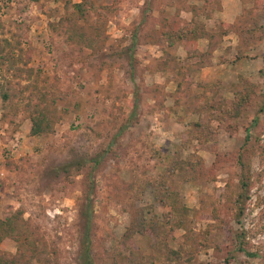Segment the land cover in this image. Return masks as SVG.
I'll return each mask as SVG.
<instances>
[{
	"label": "rangeland",
	"instance_id": "obj_1",
	"mask_svg": "<svg viewBox=\"0 0 264 264\" xmlns=\"http://www.w3.org/2000/svg\"><path fill=\"white\" fill-rule=\"evenodd\" d=\"M64 1L0 0V36L20 45L32 69L14 76L0 65V218L22 210L43 249L31 263L80 264L78 210L94 159V264H264V0H240L241 20L233 22L243 40L231 33V57L227 46L208 78L198 72L223 50V38L202 59V45L165 46L184 66L203 63L179 91L181 76L158 70L162 51L148 38L177 15L218 29L216 15L193 18L200 0H95L113 9L90 10L80 22L105 18V42L95 51L49 26L64 15ZM238 75L256 88L234 117ZM34 106L53 122L39 135L30 134ZM157 181L174 186L189 209L185 220L180 212L177 222L168 217ZM139 211L159 233H135L134 246L122 249L126 263L116 247ZM17 245L4 238L0 253L14 254Z\"/></svg>",
	"mask_w": 264,
	"mask_h": 264
},
{
	"label": "trees",
	"instance_id": "obj_2",
	"mask_svg": "<svg viewBox=\"0 0 264 264\" xmlns=\"http://www.w3.org/2000/svg\"><path fill=\"white\" fill-rule=\"evenodd\" d=\"M32 1L38 2L39 0ZM94 1L95 0H79L78 2H73L71 0L64 1V15L60 17V19L57 21L58 23H49V26H51L52 29L57 28V26L64 28L68 33L67 38L70 42L91 48L93 51L102 49L105 42L104 31L106 24L105 18L102 16V14L98 13L96 21L87 27L80 24L82 20L86 19L87 12L90 10L96 11L99 8L100 10L106 9L107 11H113L111 6H97L95 5ZM202 1L203 3L200 7L193 6V18H197L202 14L204 17L209 18L215 8H217L215 5L219 7L217 0ZM262 17L264 19V13ZM237 20H241V15L237 17ZM229 33H235L238 38H240V40H243L242 35L244 32L239 28V26H235V22H220L219 28L214 30L206 28L201 23L197 24L193 20L185 22L182 19H179L177 15L174 18L168 20L164 26L161 27L159 32L156 30L150 39L148 38V40H150L151 43L158 45L162 51V58L159 61V66H157L158 70L166 71L173 69L176 71V75L181 76V80L180 82H177L176 87V91H179L181 88V83L189 80V74L191 73L190 71L193 69H198L203 63L200 61L197 66L193 65L194 67L184 66L183 63L174 57V55H171L166 51V47H172L179 44L188 50L191 45L192 47L196 48L197 39L204 38L207 40L206 50L200 56L201 59L207 58L212 56L214 50L222 42L223 36ZM240 50V46L238 45L236 58H241L243 56ZM27 61L28 58L26 57V54L23 53V50L18 43L12 44L8 37L4 35L0 36V65H2L4 62H7V70H11L14 76H18L22 72H25L30 77L32 69L25 67ZM260 72L262 71L260 70ZM255 88L256 85L248 83V81H246L243 76L238 75V81L234 84V97L231 102V110L234 117H237L239 115L240 109L250 102L252 95L255 93ZM261 96L262 103L259 107L260 111L264 109V94ZM1 98L2 100H6L8 98V93H1ZM185 107L188 110V107ZM52 125L53 122L49 119V115H47V113L43 110H40L34 106L31 113L30 134H42L51 130ZM97 165V160L93 159L91 167L92 172L97 170ZM195 165L196 164L194 163H190L191 167L188 170L192 172ZM92 172L90 171L89 174L91 175ZM90 175L89 180L88 176L83 179L84 185L78 210V218L81 229L80 264H94L91 249V229L94 219L93 195L95 182L93 177ZM165 179L169 180L170 176L168 175ZM164 183L165 185L163 189V186H161L159 181H157V184L159 185L158 189H162L160 191L164 190V193L160 194V191H158L157 194H160L161 204H167L173 210L169 213L168 217H170L172 220H175V215L177 212H180L184 216L182 221L185 220V214L189 211V209L178 200V193L174 186L171 183L166 184L165 181ZM241 183L242 184L240 185V188L242 190H246L248 182L242 180ZM243 193L244 191L240 192L238 197H242ZM174 198H177V201H174ZM236 210H238L239 213L241 212L240 207H234V212H236ZM21 215L22 210L19 209L0 218V242L4 238H10L18 244L17 250L14 254L0 253V264H32L31 259L34 257V255L43 250L41 248L40 250L37 249L35 241L32 237L33 233L29 226L26 225ZM135 233L148 234L152 237H156L159 231L158 228L153 225V222L146 221L142 211L137 212L136 217L132 219L130 226L126 229V232L118 242L116 247L117 252L114 251L117 255H121L122 249L130 250L134 246V243L132 242V236ZM239 248L241 251L246 252L247 255L251 254L248 251H245L244 243H242V246ZM119 257L123 261L126 260V263H131L130 257H124L123 255Z\"/></svg>",
	"mask_w": 264,
	"mask_h": 264
},
{
	"label": "crops",
	"instance_id": "obj_3",
	"mask_svg": "<svg viewBox=\"0 0 264 264\" xmlns=\"http://www.w3.org/2000/svg\"><path fill=\"white\" fill-rule=\"evenodd\" d=\"M200 3H196L199 4L198 7H200L203 3L202 0L199 1ZM244 4H242V2L240 0H219V8L217 10H214L212 12V16H210L209 18L206 17V19H213L215 20V15L219 18V20L221 22H226V23H232L233 21H235V19L241 14L242 12V8H243ZM231 33L223 36L224 39V47L222 48V51H219V54L215 53L213 54V57L211 58L212 62L210 64H208L206 67H203L199 72L198 75L201 78H208L209 76L213 75L215 73V70L218 65V62L216 61V56L218 55L220 58L222 57V54H224L227 58L226 55V49L227 46H229V50L228 53L231 57V52L233 49V43L234 40L232 38ZM206 44H207V40L204 38H199L196 41V47L197 48H201V45L204 46V49L206 48ZM203 49V50H204ZM202 50V51H203ZM215 51V50H214ZM219 61V60H218ZM223 64L218 65L219 67L222 66Z\"/></svg>",
	"mask_w": 264,
	"mask_h": 264
}]
</instances>
